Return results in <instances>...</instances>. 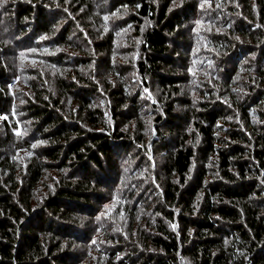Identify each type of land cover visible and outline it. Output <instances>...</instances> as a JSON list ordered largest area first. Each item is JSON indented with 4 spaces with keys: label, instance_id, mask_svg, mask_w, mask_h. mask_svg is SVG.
Wrapping results in <instances>:
<instances>
[{
    "label": "trees",
    "instance_id": "obj_1",
    "mask_svg": "<svg viewBox=\"0 0 264 264\" xmlns=\"http://www.w3.org/2000/svg\"><path fill=\"white\" fill-rule=\"evenodd\" d=\"M175 1L0 0V264H264V0Z\"/></svg>",
    "mask_w": 264,
    "mask_h": 264
},
{
    "label": "rangeland",
    "instance_id": "obj_2",
    "mask_svg": "<svg viewBox=\"0 0 264 264\" xmlns=\"http://www.w3.org/2000/svg\"><path fill=\"white\" fill-rule=\"evenodd\" d=\"M184 1L187 2V0H176L174 2V4H175V6L176 5L177 6H181ZM189 1H192V2L196 1L197 2V0H189ZM198 1H199L198 3H200L201 6L205 5L206 9L210 7L209 0H198ZM212 7H214V6H211V8ZM206 9L199 10L198 13H197V18H199L201 16L203 17L204 16L203 12ZM127 12L128 11H126V13ZM122 16H123V14L121 16H119V17H122ZM102 20L104 21V23H103V26H104L103 31H104L105 29L106 30L108 29V27L106 25H109L110 21H109V19H105V17H103ZM95 23L96 22H94L92 25H89L88 29L85 30L86 32L88 30H91V32L93 34V37H92L90 34L86 33V34H88V37H89L88 41L89 42H94L96 40H100L101 39L100 29L98 28V24L95 25ZM1 26L3 28L4 25L2 24ZM206 28H207L206 25H204L200 21H196L195 25H194V28H192V29L190 28V33H192V31H193L192 34L195 37V34H196L197 31H199L200 29H206ZM186 29H187L186 32H188V34H189V28H186ZM82 33H83V35H85L84 32H82ZM134 36L135 35H134V32L132 31V28L128 29L127 27H125L123 33L121 34V37H118V39L116 40V43L118 44L119 51L123 52V54H129V53H125L124 51L128 49V47H129L128 45H129L130 41L134 38ZM85 37H86V35H85ZM86 39H87V37H86ZM194 39L198 40V42H202L204 44V46L206 47L207 42L205 40L199 39L198 37H195ZM204 46L200 45L201 50L203 52V55L211 57L212 56L211 49L209 48V50H203L205 48ZM20 62L24 64V68L25 67H32V69H33V67H38V65H36L34 63L35 59L24 60V61H20ZM19 78H27V76L23 75V74H20ZM200 80L203 81V80H206V79L202 76L201 73L195 74L194 77L191 80V82L193 83L192 86H194L196 83L200 82ZM26 90H27V88L24 85H22V84H20L17 87V92L18 93H21V94L25 93ZM145 96L148 97L151 101L155 100L156 98L159 97V95H157L156 93H155V95H152L150 90L147 91V94H145ZM193 96H197V95L195 93H193ZM148 109L151 110L150 108H148ZM15 116L18 119L20 118L18 113L15 114ZM144 118H146L150 122L153 121V115L151 114V112H149L148 114L144 115ZM135 127H136L135 123H132L130 125V127L126 128V130L129 128L133 132ZM151 128H152V126H151ZM133 154H136V151L133 152ZM135 162H132L131 160H128V161L124 162L122 167H120V170L122 168L123 171H124L123 172L124 177L127 178L126 184H128L127 187L130 190L139 189V190L143 191L144 187L155 186L154 184H159L157 182L158 178L155 177L156 175H155L154 171H152L147 176L132 174L131 173V169L133 170V168L135 166ZM150 195L151 196H155V191L153 190V188H150L148 193H147L148 197H150ZM137 196L134 197V199L132 201L133 203L137 202ZM120 200H121L120 198L119 199L118 198L114 199L113 202H112V206H111L112 208L110 210L108 209V210H103L102 212H100V213H102V216H103L104 220H106V219L110 220V222H112L115 226H117V221L118 222H120L121 220L123 221L122 216L120 214H123L121 207H122V205L124 204V202L126 200H124V199L122 201H120ZM147 202H149V199H148ZM143 207H144V205H143ZM141 210H142V208H141ZM115 232H121V230L117 229V230H115ZM94 238H96V239L98 238V242L99 243L96 246H99L100 244L103 243V241L99 237L94 236ZM93 243H94V241L92 240L90 243H88V245L90 247H92ZM79 250H80V252H82L84 254H86V252H87L88 255H89L85 259V262L82 263V264H95V261L97 260V258L99 256V254L96 251H92L90 248H88L86 246H81V245H79Z\"/></svg>",
    "mask_w": 264,
    "mask_h": 264
},
{
    "label": "snow or ice",
    "instance_id": "obj_3",
    "mask_svg": "<svg viewBox=\"0 0 264 264\" xmlns=\"http://www.w3.org/2000/svg\"><path fill=\"white\" fill-rule=\"evenodd\" d=\"M105 19H107V17H105Z\"/></svg>",
    "mask_w": 264,
    "mask_h": 264
}]
</instances>
